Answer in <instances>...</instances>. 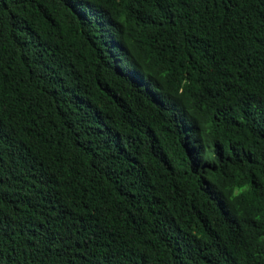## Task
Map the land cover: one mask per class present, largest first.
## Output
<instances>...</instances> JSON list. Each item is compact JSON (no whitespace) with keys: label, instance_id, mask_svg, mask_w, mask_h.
I'll use <instances>...</instances> for the list:
<instances>
[{"label":"trees","instance_id":"16d2710c","mask_svg":"<svg viewBox=\"0 0 264 264\" xmlns=\"http://www.w3.org/2000/svg\"><path fill=\"white\" fill-rule=\"evenodd\" d=\"M0 264H264V0H0Z\"/></svg>","mask_w":264,"mask_h":264}]
</instances>
